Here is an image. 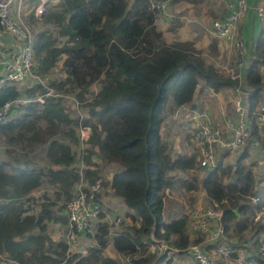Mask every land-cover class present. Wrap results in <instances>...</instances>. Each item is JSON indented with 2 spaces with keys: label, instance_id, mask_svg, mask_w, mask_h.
<instances>
[{
  "label": "trees",
  "instance_id": "1",
  "mask_svg": "<svg viewBox=\"0 0 264 264\" xmlns=\"http://www.w3.org/2000/svg\"><path fill=\"white\" fill-rule=\"evenodd\" d=\"M28 1L32 7L37 4ZM59 7L47 20L57 25V36L64 41L59 43L46 31L34 34V72L46 79L61 60L64 78L51 80L48 86L36 80L29 86H0V107L20 96L32 99L10 109L0 129L6 142L47 143L46 156L60 166L46 174L26 168H12L10 173L0 161V254L5 252V259L20 264H172L166 252L152 249L157 242L151 235L183 251L192 242L185 203L194 204L198 191L222 211L226 237L245 243L249 232L264 234V222H253L256 212L264 209V175L257 179L256 163L247 160L251 143L263 153L264 166V133L256 121L264 104V25L244 69L253 141L237 153L221 154L214 168L202 169L196 151L172 154L161 129L198 91L237 86L210 59L220 55L219 40L212 39L206 51L197 48L194 40L167 42L156 24L158 11L152 0H61ZM28 15L24 16L31 26L37 19L33 10ZM47 87L74 97L83 109L81 124L91 129L84 181L101 180L98 160L117 166L110 178L101 181L99 198L102 205L103 195L110 191L126 209L114 236L109 235L105 211L99 213L93 232L97 244L79 247L65 261L67 243L52 241L45 221L56 219L50 207L62 198L64 208L80 178L74 160L79 117L66 110L62 95H45L43 103L33 100ZM19 109L24 112L12 117L11 112ZM231 157L235 159L227 161ZM44 176L58 191L53 200L44 194L40 211L31 214L25 203L34 201L29 195L42 186ZM107 212L114 214L112 209ZM109 244L121 259L106 253ZM251 258L264 264L261 254L253 253Z\"/></svg>",
  "mask_w": 264,
  "mask_h": 264
},
{
  "label": "built area",
  "instance_id": "2",
  "mask_svg": "<svg viewBox=\"0 0 264 264\" xmlns=\"http://www.w3.org/2000/svg\"><path fill=\"white\" fill-rule=\"evenodd\" d=\"M26 1L0 0V30L18 41L16 51L2 61L0 86L5 84L21 85L29 79L41 80L34 72L33 36L23 19L22 8ZM36 1L39 4L34 9L35 15L41 14L40 17H42V14L47 10L48 0ZM175 2L176 0H152V7L158 11V15L172 18L175 17V14L170 11V7ZM225 5L224 16L212 21L210 32L215 38L224 41L231 51L230 56L218 67L222 73L238 82L237 86L233 87L237 95L231 100V112L234 120L228 122V132L225 133L213 124L208 112L194 111L191 114L192 138L198 155L199 166L202 169L214 168L221 154L228 151L237 153L253 141L247 115V92L243 90V69L248 56V46L245 40L239 36V24L246 17L250 5L248 0H226ZM253 9L259 19L263 20L264 3L262 1L257 2ZM45 95L57 96L62 94L56 93L51 87H47L44 95H38L33 100L43 103ZM70 99L76 107L80 105L74 97H70ZM31 101L32 99L20 96L12 101L4 102L0 107V129L10 116L9 112L13 106L27 104ZM83 115L84 113L78 114L79 125L76 131L78 145L74 156L75 168L80 178L75 187L74 196L64 203L68 219L65 236L67 248L64 261L79 247L97 244L93 232L95 224L99 220V213L104 212L99 198V194L102 192L101 180L89 184L83 179L87 139L91 132L89 126L81 124ZM256 121L260 131L264 133V104L257 111ZM204 198L206 202L198 203L191 213L187 214L188 232L192 242L183 251L179 252L176 247L151 235V238L157 242L151 245L152 249L158 253L166 252L173 261L174 256H176L174 254L179 253L194 264H218V262L227 261L230 257H233L236 264H251L253 259L250 256L248 245L228 239L224 235L222 211L211 206L206 195ZM252 200L256 201L257 199L252 198ZM94 221L93 228L91 223ZM104 221L109 225V235L114 236L116 231L113 226L117 227L122 219L119 215L106 214ZM260 221L264 222V209L256 212L253 217L254 223ZM84 237H88V241H85ZM195 239H199V241L195 242ZM258 254L264 256V240L259 245Z\"/></svg>",
  "mask_w": 264,
  "mask_h": 264
},
{
  "label": "crops",
  "instance_id": "3",
  "mask_svg": "<svg viewBox=\"0 0 264 264\" xmlns=\"http://www.w3.org/2000/svg\"><path fill=\"white\" fill-rule=\"evenodd\" d=\"M260 1L262 0H248L250 9L246 17L239 24V36L245 40L248 46V56L246 57L245 67L253 58L251 49L260 28L263 26V24L261 23L262 20L259 19L253 9V6ZM225 4L226 0H176V2L171 5V9L175 14V17H161L160 19L157 18L156 24L162 31L164 40H166L167 42H172L175 40H194L197 48L206 51V48L210 41L215 38L210 32L212 21L224 16L226 12ZM29 6L30 2L27 0L22 8L23 14L26 12V10L31 11L33 9L32 6L31 8H28ZM17 45L18 41L0 30V74L2 70V61L7 57H10L11 54L16 51ZM219 50L220 55L218 57L210 58L218 71H220L218 66L224 63L231 54L229 46L222 40H219ZM55 68L52 69L51 73ZM51 73L49 75H51ZM262 73H264V68L262 69ZM42 80L44 81V79ZM33 81V79L27 80L25 82V86L31 85ZM236 95L237 92L235 89H233L232 86H226L218 91H212L211 89L198 91L190 104L180 107L173 115H170L167 118L165 125L161 129V135L163 136L164 140L170 145L172 154L184 152L191 153L193 151H196L195 144L192 138V127L190 124L192 121L190 119V116L194 111L208 112L211 116L213 124L218 126L223 132L227 133L228 122L234 120L231 112V100ZM23 112V109H19L15 110V112H11V115L12 117H18ZM24 143L25 142H23L22 145H24ZM17 144L19 146L15 145V143H13L12 145H8V147L12 148L17 147V152L21 153L19 155L18 163L15 164L13 168L37 169L42 170L44 174L47 173L49 168H60V166L53 165L46 156V147L48 145L47 143L33 144L29 150H23L22 145H20V143ZM5 148L6 147L4 143L0 144V156H4H1L2 160L7 158L6 154L4 153ZM5 169L10 173L13 171L12 169L6 168V166ZM117 170L118 167L114 166V169L111 172L115 173ZM110 177L107 176L105 178ZM43 181L44 182L42 186L32 191L29 195L32 199H34V201L30 200L31 202L27 201L25 203V206H27L28 208L30 207L29 212L31 214H37L40 211V204L44 200L42 198L44 194L49 200H53L55 198L53 193L55 191H58L57 186L50 184L47 181L46 176L43 177ZM47 186L48 189H46ZM110 193L111 192L109 191L102 197V205L106 214H110L107 211L112 209L113 207L111 202L107 199ZM195 196L197 201L199 199L198 203L205 201V194L203 191L196 192ZM114 202L116 204H120L121 201L117 198H114ZM61 205L62 198L58 201H55L54 204L50 207L53 211H55L56 219L45 221L46 234L52 239V241L55 242L61 240L65 241L67 230L68 219L65 209L63 207L61 208ZM125 210L126 209L124 208L122 212L114 211V214L116 213L115 215L120 216V214H123ZM57 217L64 218L65 222ZM36 233H38L37 230ZM80 239H82V237H80ZM83 239L85 241H88V237H84ZM106 253L121 259V256L115 252L111 244L106 247ZM2 255L4 256L5 252H3ZM3 256H0V264H20L9 258L5 259ZM175 260L176 256H174V261ZM189 263L191 262L189 261Z\"/></svg>",
  "mask_w": 264,
  "mask_h": 264
},
{
  "label": "rangeland",
  "instance_id": "4",
  "mask_svg": "<svg viewBox=\"0 0 264 264\" xmlns=\"http://www.w3.org/2000/svg\"><path fill=\"white\" fill-rule=\"evenodd\" d=\"M262 2H264V0H262ZM60 3H61V0H48L47 10H46V12H44L42 14V17H40L41 14L38 16L35 15L34 9L37 6V4H39V3H37L36 6H34L32 9L34 12V17L37 19V21L34 22L33 25H31V26L28 25V23H26V18H25V16H23L24 22L27 25V27L29 28V30L33 36V41H34V34L36 32H40V31L50 32L55 37H58L57 36V25L55 23H53L52 21H49L47 19L50 17V15H53L55 12H57L59 10ZM28 8H31V5ZM29 12H30V10H26V12L23 15H26V14L28 15ZM161 17L164 18L165 16H163L161 14L158 15V19H160ZM28 20H29V15L27 16V21ZM261 23L264 25V19L261 21ZM58 41H59V43L62 44L64 40L61 37H58ZM60 61L58 62V65H56V68L53 70L51 75H49L46 79H44V81L43 80H37V81H40L43 85L48 86V84L51 80L58 79V78H60V79L64 78L63 69H60L61 68L60 67ZM60 72H61V74H60ZM24 85H25V82L21 85H18V86L21 87ZM93 90L95 92L97 90V86H93ZM70 97H72L70 94H62L61 98L63 99L62 100L63 106L68 108L66 110L69 111V113L72 116L76 117L78 114L83 113V109L81 107V104L78 107H76L75 104H73V101H72V99H70ZM6 141H7L6 137L4 135H2V137L0 138V144H3V143L5 144L6 148L4 149V153L6 154L7 158L2 160V157H4V156L1 155L2 157L0 156V160L4 161V163L7 164V165H5V166H7V168L12 169L14 167V165L18 163L19 155L21 153L17 152V150H16L17 147H15V148L8 147V145H10V143H7ZM19 143H20V145H22L23 142H19ZM12 144L13 143H11V145ZM15 145H18V144L15 143ZM248 146H250V150H249L250 151L249 152L250 157L247 160H248V162L256 163V166L254 167V173L256 175V178L260 179L264 175V166L262 163L263 153L261 152L259 147L254 146L251 143ZM22 147H23V150L24 149L29 150L31 148V146H28L26 143H24V145H22ZM93 159H98V158L96 156H93ZM234 159L235 158L231 157V158L227 159V161H233ZM98 167H101L100 168L101 169L100 171L102 174L101 181H103V178L105 179V177H107V176L110 177L112 174L111 171H113V169H114V166H110V165L108 166L107 164L101 162L100 160H98ZM46 189H48V186L46 187ZM175 195L180 199V196L177 192L175 193ZM194 196H195V193H194ZM114 198L119 199L121 201L120 204H116L114 202ZM107 199H108V201L111 202V204L113 206L112 207L113 212L114 211L122 212L124 210L125 206L119 197L114 196L113 194L110 193ZM198 201H199V199H198ZM198 201H197L196 196H195V203L192 204L193 206L192 205L189 206L187 203H185V209H187V214L191 213L193 208L198 204ZM205 202H206V200H205ZM114 205H115V207H114ZM120 217H121V214H120ZM122 220H123V218H122ZM94 223H95V221L93 223H91V227H93V228H94ZM113 229H114V226H113ZM263 235L264 234L260 233L259 235L254 236L252 234V232H249L248 234H246V238L248 239V241L247 242L245 241V243L248 245V250H249L250 256H252L253 253H258L259 245L263 241V239H262ZM255 237L259 238L258 242L254 241ZM228 239L234 240L233 238H228ZM174 255H176V260L173 261L172 264H185V263L188 264L189 263V259L184 257L182 254L176 253ZM0 256H3V255L0 254ZM3 257H5V256H3ZM122 260L124 261V259H122ZM126 261H127V259L125 260V262ZM218 264H236V261L233 259V257H230L227 261L218 262ZM251 264H258V262L255 260H251Z\"/></svg>",
  "mask_w": 264,
  "mask_h": 264
}]
</instances>
